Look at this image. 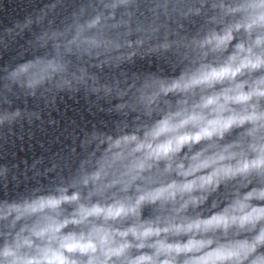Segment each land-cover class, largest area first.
Masks as SVG:
<instances>
[{
	"label": "clouds",
	"instance_id": "clouds-1",
	"mask_svg": "<svg viewBox=\"0 0 264 264\" xmlns=\"http://www.w3.org/2000/svg\"><path fill=\"white\" fill-rule=\"evenodd\" d=\"M9 50L0 159L61 147L0 163V264H264V0H38Z\"/></svg>",
	"mask_w": 264,
	"mask_h": 264
}]
</instances>
